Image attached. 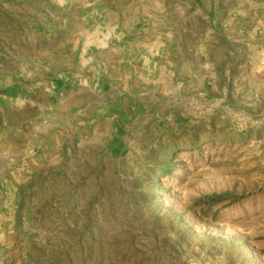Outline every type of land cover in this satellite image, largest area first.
<instances>
[{"label":"rangeland","instance_id":"374dc122","mask_svg":"<svg viewBox=\"0 0 264 264\" xmlns=\"http://www.w3.org/2000/svg\"><path fill=\"white\" fill-rule=\"evenodd\" d=\"M0 264H264V0H0Z\"/></svg>","mask_w":264,"mask_h":264}]
</instances>
